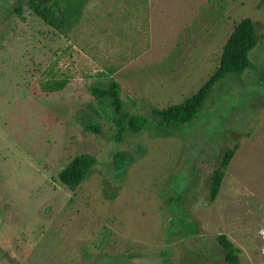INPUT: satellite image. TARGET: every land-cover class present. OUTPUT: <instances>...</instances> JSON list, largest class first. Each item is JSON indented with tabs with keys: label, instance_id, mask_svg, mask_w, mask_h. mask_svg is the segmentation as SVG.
Masks as SVG:
<instances>
[{
	"label": "rangeland",
	"instance_id": "374dc122",
	"mask_svg": "<svg viewBox=\"0 0 264 264\" xmlns=\"http://www.w3.org/2000/svg\"><path fill=\"white\" fill-rule=\"evenodd\" d=\"M12 3L0 0V264H229L220 233L240 264H264V0H85L64 33ZM244 17L251 66L164 128L153 112L203 85ZM111 80L147 120L120 139L95 92ZM79 153L95 161L69 189L57 173Z\"/></svg>",
	"mask_w": 264,
	"mask_h": 264
},
{
	"label": "trees",
	"instance_id": "16d2710c",
	"mask_svg": "<svg viewBox=\"0 0 264 264\" xmlns=\"http://www.w3.org/2000/svg\"><path fill=\"white\" fill-rule=\"evenodd\" d=\"M22 1L13 0L12 10L17 15L21 14ZM27 1L29 7L37 16L62 33L70 30L78 21L85 5V0ZM257 39V29L254 21L249 17L242 18L227 37L221 49L218 66L203 85L182 103L173 104L153 112V115L160 119L161 125L165 128L193 120L216 82L227 74H239L251 66L248 53L256 45ZM62 85L63 83L60 82L57 87L59 88ZM120 88V84L115 80L109 81L103 89L95 88L97 94L111 100L115 113L117 139H120L125 131H140L147 123V120L141 115L128 114L122 110ZM237 148L238 145L234 144L232 147L225 149L218 165L214 168L209 182L208 197L210 202H213L217 197L228 164ZM94 161V156L89 153L74 155L57 173L58 180L69 189H74L88 174ZM217 241L223 249L225 260L229 261L230 264H240L238 256L240 248L223 233L218 234Z\"/></svg>",
	"mask_w": 264,
	"mask_h": 264
},
{
	"label": "flooded vegetation",
	"instance_id": "af4514ba",
	"mask_svg": "<svg viewBox=\"0 0 264 264\" xmlns=\"http://www.w3.org/2000/svg\"><path fill=\"white\" fill-rule=\"evenodd\" d=\"M229 263V261H227ZM230 264V263H229Z\"/></svg>",
	"mask_w": 264,
	"mask_h": 264
}]
</instances>
